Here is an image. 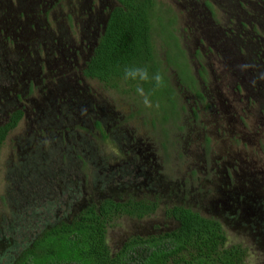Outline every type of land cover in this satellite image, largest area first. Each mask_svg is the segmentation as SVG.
Listing matches in <instances>:
<instances>
[{"label": "rangeland", "instance_id": "1", "mask_svg": "<svg viewBox=\"0 0 264 264\" xmlns=\"http://www.w3.org/2000/svg\"><path fill=\"white\" fill-rule=\"evenodd\" d=\"M155 1L151 41L176 96L146 108L80 74L113 0H0V125L22 112L0 145V264L106 197L157 204L109 221L111 253L171 231L178 205L216 219L239 264H264V0Z\"/></svg>", "mask_w": 264, "mask_h": 264}, {"label": "trees", "instance_id": "2", "mask_svg": "<svg viewBox=\"0 0 264 264\" xmlns=\"http://www.w3.org/2000/svg\"><path fill=\"white\" fill-rule=\"evenodd\" d=\"M102 32L81 68L85 79L104 87L133 92L136 82L124 79L126 67H147L149 73L165 71L152 44V21L155 0H113ZM157 17V16H156ZM167 62V61H166ZM163 74V73H162ZM165 86L155 89L145 83L153 96H176L166 72ZM179 84V83H178ZM181 84V83H180ZM182 85V84H181ZM126 89V90H125ZM188 89V88H184ZM182 89V90H184ZM193 91V90H191ZM200 98V93L195 91ZM176 105L174 106V108ZM22 116L14 109L0 125V145ZM97 128L98 124L96 125ZM100 129V128H99ZM101 134L105 133L101 130ZM155 201L111 197L87 202L69 220L43 227L9 264H239L243 254L237 246H227L221 224L183 206L165 208V215L176 222L168 232L145 237H129L116 252L105 242L106 227L115 217L142 218L156 208Z\"/></svg>", "mask_w": 264, "mask_h": 264}, {"label": "clouds", "instance_id": "3", "mask_svg": "<svg viewBox=\"0 0 264 264\" xmlns=\"http://www.w3.org/2000/svg\"><path fill=\"white\" fill-rule=\"evenodd\" d=\"M124 79L136 82V94L142 98V103L146 108L159 107L158 104L153 105L150 98L151 93L145 91L143 84L152 83L155 89L164 87L165 78L162 73L150 74L147 67H126L124 69Z\"/></svg>", "mask_w": 264, "mask_h": 264}, {"label": "flooded vegetation", "instance_id": "4", "mask_svg": "<svg viewBox=\"0 0 264 264\" xmlns=\"http://www.w3.org/2000/svg\"><path fill=\"white\" fill-rule=\"evenodd\" d=\"M111 9V8H110ZM109 9V10H110ZM108 12V11H107ZM208 12V14H209V11H207ZM107 15H108V13H106V15H105V17H104V19H102V21H97V22H95V21H93L94 22V26H93V28H95V37L93 38V40H92V45H91V47L92 46H94L95 45V42H96V39H97V37H98V35L102 32V30H103V28H104V26H105V22H106V19H107ZM210 16V15H209ZM97 26H98V34H96V31H97ZM88 42V41H87ZM88 44H89V42H88ZM91 44V43H90ZM90 51H91V48H90ZM90 54V53H89ZM89 54H88V56H89ZM88 56H87V58H88ZM87 58H86V60H87ZM85 60V61H86ZM84 61V62H85ZM84 64V63H83ZM82 67H83V65H82ZM200 98H202V94H201V92H200ZM145 149V148H144ZM145 157L146 156H144V159H145ZM145 160H147V158L145 159ZM143 163H144V160H143ZM143 165H146V164H143ZM147 167V168H146ZM144 166L143 167V172L142 171H140V173L141 174H145V173H147L148 172V166ZM144 180V179H143ZM156 235H158V234H156ZM145 236H149V235H145ZM145 236H139V237H145Z\"/></svg>", "mask_w": 264, "mask_h": 264}]
</instances>
